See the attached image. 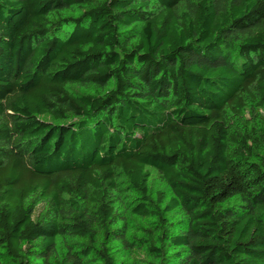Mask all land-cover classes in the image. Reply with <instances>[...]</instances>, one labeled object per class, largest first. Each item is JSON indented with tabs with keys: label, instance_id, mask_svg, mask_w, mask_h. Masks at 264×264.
<instances>
[{
	"label": "trees",
	"instance_id": "trees-1",
	"mask_svg": "<svg viewBox=\"0 0 264 264\" xmlns=\"http://www.w3.org/2000/svg\"><path fill=\"white\" fill-rule=\"evenodd\" d=\"M0 264H264V0H0Z\"/></svg>",
	"mask_w": 264,
	"mask_h": 264
},
{
	"label": "rangeland",
	"instance_id": "rangeland-1",
	"mask_svg": "<svg viewBox=\"0 0 264 264\" xmlns=\"http://www.w3.org/2000/svg\"><path fill=\"white\" fill-rule=\"evenodd\" d=\"M75 91L78 92H84L82 89L76 88ZM150 185L154 189H164L163 183L160 181V178L158 177L157 173L151 170V177H150ZM36 213L34 217H36L39 213H42L45 210V206L43 203L38 202L36 203Z\"/></svg>",
	"mask_w": 264,
	"mask_h": 264
}]
</instances>
